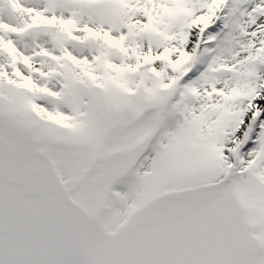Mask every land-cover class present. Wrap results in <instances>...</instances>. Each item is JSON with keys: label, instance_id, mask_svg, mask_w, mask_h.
<instances>
[{"label": "snow or ice", "instance_id": "obj_1", "mask_svg": "<svg viewBox=\"0 0 264 264\" xmlns=\"http://www.w3.org/2000/svg\"><path fill=\"white\" fill-rule=\"evenodd\" d=\"M0 264H264V0H0Z\"/></svg>", "mask_w": 264, "mask_h": 264}]
</instances>
